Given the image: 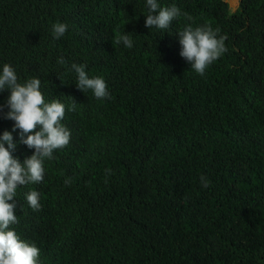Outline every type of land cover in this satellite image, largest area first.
I'll use <instances>...</instances> for the list:
<instances>
[{
    "label": "trees",
    "instance_id": "16d2710c",
    "mask_svg": "<svg viewBox=\"0 0 264 264\" xmlns=\"http://www.w3.org/2000/svg\"><path fill=\"white\" fill-rule=\"evenodd\" d=\"M170 2L225 36L202 75L178 54L184 17L147 29L143 0H0V63L39 77L46 98L80 103L65 111L70 138L43 181L17 188L10 227L39 248L38 264H264V0L232 11L227 0ZM56 21L68 28L53 39ZM122 30L132 48L113 42ZM72 62L109 96L77 89ZM12 123L0 114V131Z\"/></svg>",
    "mask_w": 264,
    "mask_h": 264
},
{
    "label": "clouds",
    "instance_id": "9594fccd",
    "mask_svg": "<svg viewBox=\"0 0 264 264\" xmlns=\"http://www.w3.org/2000/svg\"><path fill=\"white\" fill-rule=\"evenodd\" d=\"M144 25L147 29L167 30L173 21L184 17L185 22L176 31L179 56L189 63L198 74L226 51L225 36L211 25L191 23V16L182 11L175 2L143 0ZM68 25L62 21L53 22L50 34L58 39L65 34ZM113 42L132 48L134 41L129 33L118 31ZM58 64H66L63 56L57 57ZM67 71L74 74L75 86L80 91L90 90L96 98L109 96L106 81L100 75H89L84 63L72 62ZM7 90L4 104L0 105L2 118L13 121L11 130L0 131V264H38L39 248L10 227L18 222L17 188L44 179V162L53 158L54 150L65 146L70 138V129L62 123L65 111L77 110L73 98L65 104L59 98H46L37 76L21 78L16 68L0 63V92ZM6 108V111L3 110ZM16 139L13 138V133ZM32 149L30 155L19 159L12 153L18 145ZM203 184L207 180L201 176ZM69 178L65 179V183ZM24 199L32 209L40 208V194L35 189L24 193Z\"/></svg>",
    "mask_w": 264,
    "mask_h": 264
},
{
    "label": "rangeland",
    "instance_id": "374dc122",
    "mask_svg": "<svg viewBox=\"0 0 264 264\" xmlns=\"http://www.w3.org/2000/svg\"><path fill=\"white\" fill-rule=\"evenodd\" d=\"M230 10H235L238 6L239 0H227Z\"/></svg>",
    "mask_w": 264,
    "mask_h": 264
}]
</instances>
